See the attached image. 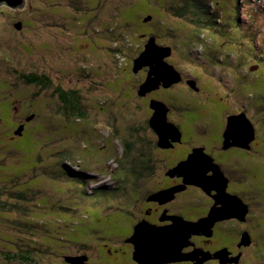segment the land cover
I'll use <instances>...</instances> for the list:
<instances>
[{
  "label": "rangeland",
  "instance_id": "374dc122",
  "mask_svg": "<svg viewBox=\"0 0 264 264\" xmlns=\"http://www.w3.org/2000/svg\"><path fill=\"white\" fill-rule=\"evenodd\" d=\"M200 1L194 0L193 5L202 7ZM231 1L208 0L196 23L190 15L169 13L173 9L164 12L159 0H23L19 7L0 3V114L7 116L10 107L8 119L14 124L24 121L26 111L36 115L27 126L32 143L27 132L9 142L15 127L7 120L8 129L4 126L8 123L0 124L1 264L5 253L31 258L12 259L11 264H66L63 254L83 252L67 241L68 234L88 216L91 220L107 210L103 198L111 195L106 197L104 186L112 187V179L123 173L126 157L132 151L149 150L150 145L138 139L148 135L146 131H130L147 117L149 97L163 95L179 103L181 98L192 99L210 106L209 100L202 101L191 91L189 80L195 75L200 87L224 97L221 104L230 102L226 88L234 109L249 110L245 93L254 89L248 83L249 70L256 57H264V0H246L248 7L239 9L242 15L239 4L231 10ZM245 8L254 21L246 20ZM126 15L132 18L129 22ZM147 15L151 18L144 19ZM234 25H240L239 36ZM224 28L230 33L224 34ZM148 34H155L157 43L173 47L167 61L187 79L163 94L147 92L139 97L136 90L146 75L145 67L133 73L132 62ZM20 72L43 74L51 84H28ZM56 87L78 92L84 117L65 116ZM123 141L132 142L130 153ZM22 183L29 189L11 187ZM17 190L26 193L22 203Z\"/></svg>",
  "mask_w": 264,
  "mask_h": 264
},
{
  "label": "flooded vegetation",
  "instance_id": "af4514ba",
  "mask_svg": "<svg viewBox=\"0 0 264 264\" xmlns=\"http://www.w3.org/2000/svg\"><path fill=\"white\" fill-rule=\"evenodd\" d=\"M237 2H231L234 10ZM234 28L239 36L240 25ZM255 65L256 69L249 70V83L261 84L264 89V57H256ZM142 70L147 72L146 67ZM180 73L182 83L187 78ZM194 81L199 83L192 75L189 82ZM175 86H160L150 93L163 94ZM196 86L191 91L202 101L209 100L210 106L185 98L174 104L163 95L148 98L149 102L164 103L168 108L166 122L174 128L166 130L160 145L158 134L147 121L152 114L147 100V117L130 131H146L148 135L139 134L138 139L148 143L149 150L132 155L123 173L112 179L113 189L104 186L106 197L111 195L103 198L107 210L91 220L88 216L69 232L66 240L83 252H64L66 264H264V90L258 96L256 89L246 92L250 94L246 110L234 109L226 88L230 102L221 107L224 97L216 100L211 89ZM240 113L250 121L253 139L247 147L225 146L227 118ZM190 156L188 167L174 169ZM192 168L204 178L212 177L211 182L187 176ZM114 197L118 199L111 201ZM237 198L240 203H235ZM9 255L1 256L2 264L12 263ZM19 255L20 260L31 259ZM68 257L73 262L67 261Z\"/></svg>",
  "mask_w": 264,
  "mask_h": 264
},
{
  "label": "water",
  "instance_id": "95a60500",
  "mask_svg": "<svg viewBox=\"0 0 264 264\" xmlns=\"http://www.w3.org/2000/svg\"><path fill=\"white\" fill-rule=\"evenodd\" d=\"M0 3L10 5L12 7H19L23 4V0H0ZM15 27L19 29L20 24L15 25ZM170 52V47L158 45L155 42L154 37L148 38L142 51L133 59L132 64L133 73L137 72L142 67H148L144 81L138 86L137 93L139 95H145L147 92L157 89L160 84L163 87H168L181 80L180 74L172 65L165 61V58L170 55ZM189 84L191 87L195 88L193 82H189ZM149 106L153 111L149 118V125L158 134L159 144L161 145V143L165 140L164 134L166 130L173 129L174 127L166 122V113L168 108L164 105V103L157 100H150ZM19 131H16V133ZM223 138L225 146L232 144L240 147H247L248 143L253 139V128L244 113L228 116L226 127L223 132ZM191 159L192 156H190V158L188 157L186 161L178 164L174 169L179 170L188 167ZM187 176H194L198 179L203 178L204 180L201 181H204L205 183H210L212 179V177L204 178L202 175H199L198 169L196 168L188 170ZM215 177L216 175H214V178ZM217 178L215 179L217 180ZM224 200L227 201V197H224ZM235 203H240L238 198ZM221 211L222 209L220 212ZM213 213L211 212L209 215L211 220L214 216ZM194 225L195 224H192V227H194ZM66 260L73 262V258L71 257L66 258Z\"/></svg>",
  "mask_w": 264,
  "mask_h": 264
},
{
  "label": "trees",
  "instance_id": "16d2710c",
  "mask_svg": "<svg viewBox=\"0 0 264 264\" xmlns=\"http://www.w3.org/2000/svg\"><path fill=\"white\" fill-rule=\"evenodd\" d=\"M160 2H158V5H159V3H160V5H163L161 8H163V9H165V11L164 12H166V10H168V9H173L174 10V13L173 12H169V13H172V14H175V16L177 17V16H191L190 17V19L194 22V23H196V22H198V20H199V17L197 16L198 14L200 15V14H202V13H205V10L208 8V0H201L200 2L202 3V7H201V5H199L198 3H196L195 5H193V1L194 0H181V1H178V0H159ZM166 1H167V3H166ZM234 3L233 4H235V0H232ZM231 1V2H232ZM239 3V0H238V2H237V4ZM148 4L149 5H151L152 4V1H149L148 2ZM236 4V5H237ZM231 5V8H233V6H232V3L230 4ZM195 7V8H194ZM240 7V6H239ZM239 7H238V10H239ZM154 8V7H153ZM160 8V6H159V10L161 9ZM217 9V11H221V9L220 8H216ZM152 12H153V14H155L156 13V11H155V9H152ZM215 14V13H214ZM238 14V13H237ZM138 15V14H137ZM238 17H239V15H238ZM238 17H234V19H235V22H237V20H238ZM147 18H151V16L150 15H147ZM146 17L144 18V19H147ZM132 18H130V17H128V15H126V22H129L130 20H131ZM194 23H192L191 25H190V27H192V29H194ZM204 23V22H203ZM204 24H206V23H204ZM160 28H162V27H160ZM215 32H218L219 33V31L218 30H214ZM223 31L225 32L224 34H226L227 33V31L225 30V29H223ZM242 32V31H241ZM197 34V33H196ZM220 34V33H219ZM235 35H237V34H235ZM252 35H253V32H252ZM148 37L146 38V40L145 41H147L148 40V38H150V37H154L155 38V34H151V35H147ZM220 36H223V33H221L220 34ZM197 37H198V35H197ZM156 39V38H155ZM156 42V41H155ZM157 43V42H156ZM158 45H162V46H166V47H170V55H171V53L173 52V50H172V48L173 47H171V46H169V45H166V44H162V43H157ZM142 51V50H141ZM141 51H139L138 52V54L141 52ZM170 55L168 56V57H166L165 58V61L168 63V64H170L168 61H167V58H169L170 57ZM132 64H133V62H132ZM170 65H172V64H170ZM173 66V65H172ZM148 69V67H146V70ZM179 74H180V76H181V78H182V75H181V73H180V71L179 70H177L176 68H174ZM133 72V71H132ZM19 74V77L21 78V79H24L25 81H26V83H28V84H33V85H39V86H43V87H47V86H50V81H49V79H48V77H46V76H44L43 74H34V73H28V74H25V73H18ZM240 75V74H239ZM146 76V75H145ZM240 78H244V75H241V76H239ZM144 79H145V77H144ZM144 79L141 81V82H139V84H138V86L144 81ZM195 82V81H194ZM178 83V82H177ZM177 83H174V84H177ZM249 83V82H248ZM174 84H171L170 86H172V85H174ZM196 84L198 85V83H196L195 82V84H194V86L195 87H197L196 86ZM250 85V84H249ZM163 87L161 84L158 86V88L159 87ZM170 86H168V87H163V88H169ZM238 86V85H237ZM254 86H255V88H254ZM245 87V86H244ZM252 88H254V89H256V96H258V92L259 91H261V90H264V89H262V85L260 84V85H258L257 83L255 84H253L252 86H251ZM236 88V85H235V87H232V91H234V89ZM264 88V87H263ZM154 90H157V89H154ZM154 90H152V91H154ZM137 91H138V88H137V90H136V94L139 96V97H141V96H144V95H139L138 93H137ZM152 91H150V92H152ZM236 92V91H235ZM247 92V91H246ZM249 92V91H248ZM54 93H56V94H58V96H59V99H60V101L62 102V107H61V109L63 110L62 112L65 114V116H70V117H73L74 119H81L82 117H84V110H82V100H81V98H80V95L78 94V92L76 91V90H73V89H70V90H67V91H63V90H61L59 87H56L55 88V90H54ZM246 94V93H245ZM228 95H230L229 93H228ZM247 95H249V97H250V94H247ZM231 97V96H230ZM217 98H218V96H214V99H216L217 100ZM181 100H184L183 98H181ZM180 100V101H181ZM174 101V100H173ZM176 103H179V102H176V101H174V104H176ZM220 103V105H221V107H223L222 105L224 104H221V101L219 102ZM263 103H264V100H263ZM150 107V106H149ZM22 109V108H21ZM151 109V108H150ZM1 110V109H0ZM9 110H10V107H9ZM9 110H8V112H7V116H4L3 114H0V124H3L4 125V123H10L11 125H13V126H11V127H15V129H13L12 130V132H11V134L10 135H8L9 136V138H7L8 139V141L9 142H14L15 141V139H18V138H20V137H22V135H23V133H25V132H27V138H28V142H31L32 143V140H33V138L31 137V134L29 133L30 131H29V128L27 129V126H28V123H31V121L35 118V114L34 113H32V112H34V111H26L27 113H28V115L24 118V121H22V118H21V116H20V118H21V120L17 123V124H14L10 119H8V116H9ZM152 110V109H151ZM22 112V111H21ZM25 112V113H26ZM153 112V111H152ZM13 117V115L11 116V119H13L12 118ZM9 118H10V116H9ZM149 118H150V116L149 117H147V121H148V123H149ZM8 122H7V121ZM10 120V121H9ZM8 123V124H9ZM10 124L9 125H4L5 127H6V129H8V127H10ZM140 124H142V123H140ZM140 124H138V125H140ZM40 125V124H39ZM36 128H39V126H36ZM20 130V131H19ZM16 131H19L18 133H16ZM37 132V131H36ZM25 142H27V141H25ZM131 141H123L122 142V145H123V147L125 148V151H127V153H130L131 151H132V149H131ZM18 147V146H17ZM131 149V150H130ZM17 150H18V148H17ZM28 150H26V148H24V152H27ZM29 154V153H28ZM132 155H134V152L132 151V154L130 155V157L128 158V157H126V159L124 160V164H126L128 161H129V159H131V157H132ZM124 167H126V165H124ZM18 168H19V166H18ZM18 173H20V171L18 172ZM24 184L25 183H22V184H17L16 186L17 187H15V186H11V187H13L15 190L16 189H21V190H28L29 188H27V183L25 184V186H24ZM29 185V184H28ZM11 187H9V186H7V185H5V189H6V191L9 193V191H11L12 192V188ZM9 188V190H7ZM101 188V187H100ZM100 188L98 189V191L100 190ZM112 189L114 188V186H112L111 187ZM28 193H29V191H28ZM98 194H100V192L98 193ZM16 196H17V198L20 200L19 202H21L22 203V201H21V199L22 198H24V199H26V193H24V192H20V191H16V194H15ZM98 197V196H97ZM8 199H11V197H9ZM24 202V201H23ZM26 203V202H25ZM9 257L11 258V260L12 259H18L19 257H20V255H19V252H16V253H12L11 255H9ZM18 260H20V259H18Z\"/></svg>",
  "mask_w": 264,
  "mask_h": 264
},
{
  "label": "bare ground",
  "instance_id": "6f19581e",
  "mask_svg": "<svg viewBox=\"0 0 264 264\" xmlns=\"http://www.w3.org/2000/svg\"><path fill=\"white\" fill-rule=\"evenodd\" d=\"M252 203V202H251Z\"/></svg>",
  "mask_w": 264,
  "mask_h": 264
}]
</instances>
